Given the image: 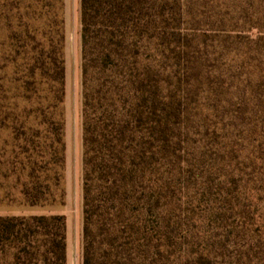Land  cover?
Here are the masks:
<instances>
[{"label":"rangeland","instance_id":"obj_1","mask_svg":"<svg viewBox=\"0 0 264 264\" xmlns=\"http://www.w3.org/2000/svg\"><path fill=\"white\" fill-rule=\"evenodd\" d=\"M3 1L0 59L16 22ZM64 2L65 205L53 212L67 206V264H83L80 0ZM150 7L155 34L130 42L131 82L123 89L129 102L141 83L150 91L139 95L155 105L151 129L132 142L134 153L147 156L129 158L118 178L114 248L107 256L95 229L94 264H264V0H155ZM47 214L19 197L0 202V216Z\"/></svg>","mask_w":264,"mask_h":264},{"label":"trees","instance_id":"obj_2","mask_svg":"<svg viewBox=\"0 0 264 264\" xmlns=\"http://www.w3.org/2000/svg\"><path fill=\"white\" fill-rule=\"evenodd\" d=\"M22 1H3L16 22L0 59V202L19 197L50 214L0 216V264H67L66 217L53 212L65 205V2ZM154 1L80 0L83 264H94L95 229L107 256L113 250L122 216L111 205L113 190L128 159L146 155L134 153L132 142L135 132L151 129L155 105L139 95L150 92L144 84L131 102L123 89L131 82L130 42L155 34Z\"/></svg>","mask_w":264,"mask_h":264},{"label":"crops","instance_id":"obj_3","mask_svg":"<svg viewBox=\"0 0 264 264\" xmlns=\"http://www.w3.org/2000/svg\"><path fill=\"white\" fill-rule=\"evenodd\" d=\"M83 191L81 190V187H80V190H79V223H81L82 221V216H83ZM66 207L65 206V210H63V212H60V214H63L65 217H66V222H67V227H68V220H67V213H66ZM68 250V249H67ZM67 255H68V252H67Z\"/></svg>","mask_w":264,"mask_h":264}]
</instances>
